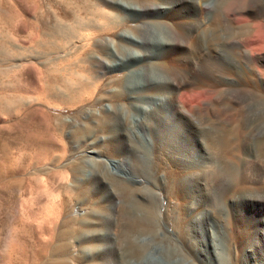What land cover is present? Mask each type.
Listing matches in <instances>:
<instances>
[{"label":"bare ground","instance_id":"bare-ground-1","mask_svg":"<svg viewBox=\"0 0 264 264\" xmlns=\"http://www.w3.org/2000/svg\"><path fill=\"white\" fill-rule=\"evenodd\" d=\"M227 1L55 0V5H51L49 8V14L44 13L42 15L43 17L50 16L51 22L42 19L43 28L38 27V22L34 24V29L29 36L35 46L37 45V48L41 50V54L36 56V59L34 57L35 62H33L39 78L41 76L45 80L42 79V82L45 83L44 88H41L46 89L48 91L46 93L55 96L56 101L62 104L81 107V115L89 113V106L108 99L111 100L107 112L108 117L101 124L100 130L96 129L98 128L96 125L88 126L87 131H76L75 138L88 140L96 130L102 132L107 130L109 135H106L105 145L117 155L113 164L118 173L122 172L127 176L124 178L112 169L109 170L107 160H98V166L90 169L92 185L88 187L77 183L73 187H68L67 195L77 193L83 200L86 197L89 200L90 196L95 195L99 200L96 204H91L81 218L77 215L68 217V214L65 215L67 200L63 196L59 205L61 208L58 206L59 212L55 216L43 217L48 219L53 238L57 236L55 227L58 226L61 219L62 226H65L59 234L57 243L50 247L54 256L46 264H128V259L130 260L128 254L130 257L136 256L137 260L140 259L139 264H160L153 260V255L149 261L143 259L144 254L147 253L150 236L158 238L159 242L163 244L164 251L173 252L176 249L172 242L166 243L165 237L160 234L158 236L164 197L161 190L166 187H164L163 181L155 183V187L154 185L150 186L154 184L155 179L153 180L152 175L149 174L152 168L145 160L146 155L149 154L145 144L151 142V144L153 143L152 146L155 145L153 132L157 138L161 139V143H163L161 146L166 151V158H163L164 154L160 153V146L158 156H156V158L158 157V164L164 165L173 176L172 184L170 183L171 186L168 187L167 192H169L168 195L171 194L177 199L174 225H176V230L181 234L183 240L180 241L181 247L189 257L193 258L191 260L193 264H218L216 260H218L220 251L217 247L220 246V241L216 242L213 235L208 234V230L212 229L210 228L209 216H198L199 209H205L207 214H211L213 211V207L210 208L213 192L205 184L208 177H206L205 183L202 181L203 174L213 168V163L211 165L207 159L210 156H222L221 151L230 153L236 161H245L255 156L256 145L252 140L249 141V138L244 140L240 146L238 145L239 147L233 146L230 141L228 143L225 141L230 136L228 133H226L228 136L224 134L226 137L215 138L212 137L210 128L208 129L211 133H209L210 136L205 137L203 125L198 117L212 113L216 106L213 102H218L220 105L222 95L227 90L239 87V85L252 86V89L254 87L264 88V37H260L256 41L253 39L254 44L259 47H254V44H251L253 46L248 52L253 61L251 62L258 68L256 72L254 71L252 81L249 77L243 80L241 77L243 73L240 74L238 69L228 65L227 61L230 60H227L225 56L228 49L225 48L226 50H224L223 44H221L223 35L219 34L220 32L211 35L213 31L216 32L220 29L224 13L226 19L229 18L226 23L230 20L231 25L234 23V25L239 27L243 25L244 27V25L252 23L251 18L259 17L262 19L259 24L264 27V0H230L228 4L230 3L231 6L226 4V10L225 3ZM107 6H110L111 10L107 9ZM129 7L135 13L134 17L129 12ZM227 26L230 24L227 23ZM231 30L233 29L231 28ZM263 35L262 33L261 36ZM251 36L249 34L243 37L249 38ZM232 37L240 43L239 46L246 50L249 48L247 47L250 46L249 39L244 42L243 38L241 41V39L238 40L240 37L238 39ZM109 46H111L110 59L106 57L109 55ZM154 46L158 48L155 49ZM120 49L127 53L119 51ZM233 51L235 52V50ZM235 54L237 53L235 52ZM234 57L236 58V56ZM32 58L33 56L30 59ZM232 60L234 61V59ZM31 63L32 60L28 65ZM139 63L141 64L138 66ZM114 67H125L130 74H140L144 79L141 85L144 91L139 90L142 87L138 88L137 85H134L136 91H139L135 93L132 102H128V105L120 101L125 96V90L133 84L128 81L121 83L119 79L114 77L111 78V82L104 80L108 69ZM251 67L253 66L251 65ZM232 75L237 76V78L232 77ZM41 88L39 87V89ZM254 94L256 95V93ZM249 95L248 97H250ZM157 96L161 98L159 102ZM239 97L241 98V96ZM2 101L0 98V104ZM164 102H167L168 106L163 107ZM133 104H138L139 109L136 108L141 110L144 116L136 114L135 119L132 117ZM220 109L217 110L220 111ZM212 115L214 114L210 116ZM236 120L241 119L238 116ZM258 120L259 118L255 122ZM236 122L238 123V121ZM215 123L214 125H216ZM252 123L247 126H250V135L253 138L256 128L254 127L255 123ZM209 124L212 126L213 123ZM229 124L231 125V123ZM235 124L233 125L235 126ZM148 127L150 128L149 131L147 130ZM224 130L226 131L225 128ZM233 130H236V127ZM243 130L245 131V129ZM181 131L186 134L184 139L188 138L187 143L189 140L196 142L201 152L205 151L208 155L203 156L205 153L200 154L199 157L195 155L189 144L182 143L183 141L180 140ZM241 136L243 134H240V138ZM261 136L263 138L264 135ZM262 138L258 139L261 140ZM241 139L243 140V138ZM184 147L186 150L182 149ZM94 151H96L94 155L101 156L99 151ZM230 156L227 155L228 158ZM131 157L136 162L135 166L131 163ZM259 159L261 158L259 157ZM227 165L229 166V164ZM81 168L75 172H82L83 175L80 180L83 181L87 179L88 175H84L85 169L83 166ZM226 173L230 172L226 171ZM230 177L233 175L231 174ZM239 177H237L238 181L241 182ZM238 187L236 185L237 189L235 190L237 191L230 190L232 202H238V198H241L240 202L245 205L254 206L258 204L263 206L260 208L262 212L264 211V199L257 198L256 195L245 194L243 193L245 188ZM215 207L218 208V206ZM79 220L81 225L76 226ZM246 221L249 223L248 220ZM182 223L185 228L181 226ZM197 234L200 236V240L203 239L204 241L205 251H202L203 248L192 240ZM74 240L77 244H74ZM121 240H125L124 247L121 246ZM75 245H77L76 253L72 252ZM194 256L200 257V263H194ZM157 261L161 260L158 259ZM173 264L176 263L173 262Z\"/></svg>","mask_w":264,"mask_h":264},{"label":"rangeland","instance_id":"rangeland-1","mask_svg":"<svg viewBox=\"0 0 264 264\" xmlns=\"http://www.w3.org/2000/svg\"><path fill=\"white\" fill-rule=\"evenodd\" d=\"M228 2H230V0L225 3V8L227 5L231 6ZM51 5H55V0H0V98L1 101L3 100V105L0 104V264H46L49 260L53 259L54 252L50 247L57 243L56 241L58 240L59 234L65 226H62L61 219L58 226L55 227L57 236L53 238L48 219L43 217L45 216L48 218L49 216H55L57 212H59L58 210L60 209H58V206L63 196L67 200L65 215L68 214V217L77 215L81 218L84 215V211L88 209L91 204H96L99 198L95 195L90 196L89 200H87L88 197L83 200L77 193L67 195V192L69 191L68 187H73V185H77V183L88 187L92 185L90 181V169L98 166V160H107L109 170L112 169L121 177H127L125 174H122V172H117L113 164V160L117 159V155L112 153L111 148H107L105 145L107 141L106 135H109L108 131H97L100 130L101 124L108 117L107 112L111 105V100L108 99L101 103L93 104L88 107V109H90L88 114L81 115V107L62 104L56 101L55 96L49 95L46 93L47 90L43 89L45 82H42V79L44 80V78L41 76V79L39 78L33 65V62H35L37 58L36 56L41 54V50L37 48V45L35 46V43L31 41L29 35H31L34 24L37 22L39 25L38 27L43 28L42 19L51 22L50 16H42L44 13L49 14ZM107 9L111 10V7L107 6ZM129 12L133 14V17L135 16V13L130 7ZM228 19L229 18L226 19L224 13L220 25V29L222 30L213 31L211 35L213 36L218 32L223 35L221 44H223L224 50H226L225 48L228 49V51H224L225 54L227 53V55H225L227 60H230L227 61L228 65L230 64L229 66L238 69L237 71H239L240 74L243 73L241 75L243 80L249 77L253 81L252 76L254 75V71L256 72L258 68L252 63L253 61L250 59L248 52L253 46L251 44H254L253 41H256L260 37H264V35L261 36L262 33L264 34V27L259 24L262 19L259 17L251 18L252 23H250V25H244L246 30L243 25L239 27L238 25H234V23L232 24L234 27H232V22L230 20V23L227 22L230 26H227L226 20L228 21ZM230 27L235 30H231ZM253 32L255 33L251 36ZM227 33L228 36H226ZM246 33H249L251 37H243L249 35ZM107 34L109 35L110 33ZM230 34L232 35L229 36ZM235 35H239L238 38H240L238 39ZM232 36L236 37L238 40L243 38L244 40L241 39V41L243 40L244 42L249 39L250 46H247L249 48L246 50L242 46H239L240 43ZM227 38H231V40ZM232 41H234V43H232ZM249 42L247 43L249 44ZM254 47L259 46L254 44ZM154 48L157 49L158 47L154 46ZM233 50H235L237 54L234 55L235 52ZM119 51L125 52L123 49ZM110 54L111 46H109V55L107 54L108 56H106L109 59ZM31 55L33 56L32 59H30L32 57ZM234 56H236V58ZM232 59H234V61L237 60L234 62ZM31 60L32 63L28 65ZM119 61H122V59H119ZM233 63L235 64L233 65ZM140 64L141 63H139L138 66ZM251 65L254 68L251 67ZM261 68L263 69V67ZM107 72L104 76V80L107 82H111V78L114 77L119 79L121 83L128 81L133 84L125 90V96L122 97L121 103H126L128 105V102H132V97L137 91H144L143 86H141L144 79L140 74H130L125 67L109 68ZM232 77L237 78V76L234 75H232ZM134 85H137L138 88H142L136 91ZM39 87H43L41 88L42 90L39 89ZM254 88L252 89V86L247 87V85H239V87L227 90L224 93L226 96L224 97L223 94L221 101L219 100L220 105L218 102H213L216 106L213 108L212 113H207L198 117V120H200L203 125V134L205 137L210 136V132L212 131L211 135L215 138L230 135L227 137L228 140L225 141L227 143L230 141L233 146L239 147L244 140H248L249 138V141L252 140L256 145L255 156L252 157L253 160H237V162L230 153L221 151L220 154H222V156L215 155L216 157L210 156V158L207 159L208 163H211V165L213 163V168L203 174L202 181L205 183L206 177L209 178H207L205 184H207L213 192H211L212 199L210 201V208L213 207L212 209L214 212L211 211V214H207L205 209H199L198 216H209L208 219L211 222L210 228L212 229L208 230V234L210 233V235H213L216 242L220 241V246L217 247L220 251L217 258L218 260H216L218 264H264V211L262 212L260 208L263 206L258 204L254 206H250V204H248L249 206L245 205L240 202L241 198H238V202H232V197H230V190L237 189V185V187L239 186L238 188H245V190L242 189L244 191L243 193L256 195L257 198L260 197V199H264V140H262L264 136L263 138L261 136L264 135V88ZM242 89L243 91H241ZM242 92H245L247 96ZM254 93H256V95ZM248 95L252 97L250 98ZM239 96H241V98ZM157 98H159V96H157ZM160 99L161 98H159L158 102ZM133 103L135 102L133 101ZM164 103L163 107L168 106L167 102ZM220 106L222 107L221 109ZM132 107V117L134 119L136 114L144 116L141 110H137V108L139 109L138 104H133ZM212 107H214V105H212ZM248 107L250 108L248 109ZM217 109H220V111ZM216 110L219 114L215 113ZM211 114L214 115L210 116ZM237 115L241 120H236L238 119ZM248 115L249 117H247ZM257 118H259V120L255 122ZM213 120H216L215 122L218 123L219 127ZM236 121H238V123ZM252 122L255 123L254 127L257 131H255L253 138L250 135V126H247L253 124ZM209 123H213L212 126ZM214 123L216 125H214ZM229 123H231V125ZM233 124H235V126ZM95 125L98 126V128H96L97 130L92 133L88 140L75 138L76 131H87L88 126L93 127ZM235 127L236 130L238 129L237 131L233 130ZM243 129H245V131ZM259 129L263 133L260 132ZM147 130L149 131L150 128L148 127ZM147 130L145 129V131ZM229 130L230 132H228ZM218 131H220L221 134ZM239 131L240 133H238ZM180 133L179 138L183 141L182 143H187L186 140L188 138L186 137V139H184L186 134L182 131ZM226 133H228V135H226ZM240 134H243V136H241L243 140L240 138ZM152 136L155 145L152 146L153 143L151 144V142L145 144L148 150L147 152L149 153L147 154L148 156L146 155L145 160L149 163V167L152 168L149 174L152 175L153 180H156H154V184L150 186L154 185L155 187V183H161V181H163L164 187H166L161 190L164 197L160 212L161 226L158 228V230H160L158 231V236L162 235V237H165L166 243L172 242L173 245L176 246V249L173 250V252H166L163 250V244L159 242L158 238H152L150 236V240L148 241L149 248L147 247L146 250L148 255L145 253L143 259L145 258V260L149 261L151 260L150 258H152L151 255H153V260L160 264H173V262L176 264H193L191 261L193 258L189 257L181 247L180 241L183 240L181 234L176 230V225H174V214L177 213L175 212V208L177 209V207H175L177 199L171 194L168 195L169 192H167L168 187L171 186L170 183L172 184L173 176L167 171L168 169L164 165L158 164V157L156 158L160 146L163 143H161V139L155 136V132H153ZM258 138L262 139L259 140ZM187 144H189V147L192 148V152L198 157L203 153H205L203 156L208 155L205 151L201 152L196 142L189 140ZM182 149L186 150V147ZM94 150L99 151L101 156L94 155V152H96ZM188 150H190V148ZM259 151L263 153L261 152L260 154ZM160 153L162 155L164 154L163 158H166V151L162 146ZM227 155L228 157L231 155L230 158H228ZM259 157L262 160L259 159ZM133 160V157H131V163L135 166L136 162ZM255 162L257 163L255 164ZM234 163L237 165L239 164V167L235 164L236 168ZM227 164H229L230 167ZM81 166L85 169V171H83L85 172L84 175H88H86V181L80 180L83 175L81 174L82 172H75L77 169L81 168ZM226 171L230 173H226ZM237 171L239 172L237 173ZM208 173L211 175L213 174V176L211 177ZM229 174H232L233 177H230ZM237 177H239L241 182L238 181ZM222 180L224 181L222 182ZM240 183H242V186ZM203 198L207 200L205 196H203ZM215 206H218V208ZM59 208L61 207L59 206ZM43 219L45 220L43 221ZM245 219L248 220L249 223ZM80 225L81 222L79 220L76 226ZM183 225L182 223L181 226L185 228V225ZM192 240L203 248L202 251H205L204 241L203 239L200 240L198 234L194 236ZM74 241V244H77L76 240ZM121 241V246L124 247L125 240ZM76 250L77 245L72 248V252L76 253ZM128 256V258H130V260L128 259V264H139L140 259L137 260L136 256L130 257L129 254ZM156 259L161 261L158 262ZM194 259V263H200V257L197 256Z\"/></svg>","mask_w":264,"mask_h":264}]
</instances>
